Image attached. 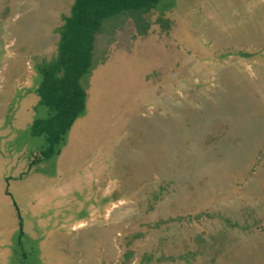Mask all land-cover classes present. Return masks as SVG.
Returning a JSON list of instances; mask_svg holds the SVG:
<instances>
[{"label": "rangeland", "instance_id": "obj_1", "mask_svg": "<svg viewBox=\"0 0 264 264\" xmlns=\"http://www.w3.org/2000/svg\"><path fill=\"white\" fill-rule=\"evenodd\" d=\"M74 1L0 0V196L8 171L34 170L33 196L66 201L43 202V218L68 226L26 241L19 264H264V0H161L105 20L89 111L29 169L46 145L31 126L50 113L36 65L56 59Z\"/></svg>", "mask_w": 264, "mask_h": 264}, {"label": "trees", "instance_id": "obj_2", "mask_svg": "<svg viewBox=\"0 0 264 264\" xmlns=\"http://www.w3.org/2000/svg\"><path fill=\"white\" fill-rule=\"evenodd\" d=\"M161 0H75L70 15L60 30L56 59L36 65L39 73L40 103L49 109L48 117L36 119L32 136H42L46 145L41 156L31 161L29 169L58 155L76 119L87 110V91L83 78L93 67L97 32L105 20L125 10H149ZM9 194V191L7 190ZM19 242L24 236L23 219L19 215Z\"/></svg>", "mask_w": 264, "mask_h": 264}, {"label": "crops", "instance_id": "obj_3", "mask_svg": "<svg viewBox=\"0 0 264 264\" xmlns=\"http://www.w3.org/2000/svg\"><path fill=\"white\" fill-rule=\"evenodd\" d=\"M87 108L89 111L88 103ZM8 172L6 174L7 176L4 178V182L7 181L5 183L4 191L5 188L8 187L7 189L11 192V196L7 194L6 191L3 192L5 196H0V264H19V261L23 262L26 260L24 257L26 255L23 250L22 252H18V248L23 249V245L26 241H34L37 243L38 239L41 237L39 232H42V234L45 235L47 232L45 229L48 225L55 224L61 228V232L67 231L66 227L68 226H60V222L52 223L47 219L45 220L43 215L47 212H42L43 202L48 201V199H50L51 202L54 201L58 206L66 205V201L60 199L58 196H52V199L51 197H48L47 200H41L36 196H33L36 195L35 188L31 182L26 181L28 179L26 177H32L31 174H34V170L28 172L20 170H17L15 173H11V171ZM105 176V173H98L92 176H90V174L88 176L84 175V177H79L80 180H74L72 186H83L87 188V190L89 188L93 189L100 183L97 180L107 178ZM7 178L8 180L5 181ZM92 179H95L96 183L95 181L93 183ZM28 195L30 196L28 197ZM72 202V199H70V203ZM3 211L6 212V215L9 218H1V213ZM19 215L23 219V227L26 236L21 242L17 243V241L15 242L14 237L20 228ZM71 226H73V224ZM51 237H53V235L49 230V235L44 239H50ZM41 245L42 244L40 243V248Z\"/></svg>", "mask_w": 264, "mask_h": 264}]
</instances>
